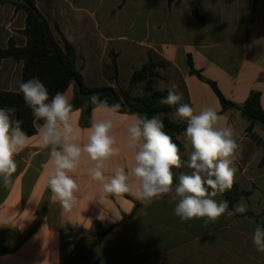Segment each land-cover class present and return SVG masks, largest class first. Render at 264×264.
I'll list each match as a JSON object with an SVG mask.
<instances>
[{
  "label": "crops",
  "instance_id": "obj_1",
  "mask_svg": "<svg viewBox=\"0 0 264 264\" xmlns=\"http://www.w3.org/2000/svg\"><path fill=\"white\" fill-rule=\"evenodd\" d=\"M16 0L0 3V49L25 48L26 11ZM49 25L54 40L70 50L74 65L89 87L125 90L134 72L150 58L162 63L156 76L139 82L133 96L167 90L176 84L183 103L196 112L214 108L221 123L234 129L240 145L234 184L242 195L245 213L222 216L204 226L202 220L180 222L168 197L143 205L123 225L107 231L131 215L135 188L120 195L101 196L102 185L87 174L85 154L74 174L79 190L77 205L65 211L48 187V149L37 134L19 153L12 183L0 181V264H264V254L252 244L257 225L264 227V130L247 131L242 106L260 95L264 111V0H33ZM192 3L193 7L190 6ZM203 17L200 23L193 15ZM115 55L118 80L129 69L124 84L111 80V56ZM189 59L202 78L190 72ZM24 61H0V91L16 92L23 81ZM208 81L214 82L236 108L224 110ZM74 84L65 94L73 103ZM118 88V89H119ZM108 114L95 107L90 115L74 109L73 123L87 141L93 121ZM136 114L114 118L112 134L121 148L105 163V175L114 169H130L134 153L127 148V127ZM167 117L185 126L184 121ZM39 123V122H38ZM183 132L178 140L185 145ZM180 151L182 160L188 151ZM176 176L190 171L173 169ZM217 199H225L218 196Z\"/></svg>",
  "mask_w": 264,
  "mask_h": 264
},
{
  "label": "clouds",
  "instance_id": "obj_2",
  "mask_svg": "<svg viewBox=\"0 0 264 264\" xmlns=\"http://www.w3.org/2000/svg\"><path fill=\"white\" fill-rule=\"evenodd\" d=\"M17 83L16 91L31 112L41 146L48 149L49 159L43 165L50 168L48 187L65 211L78 203L79 186L74 174L85 154L90 161L87 174L102 185L101 196H118L133 187L136 198L145 205L167 196L180 222L202 220L204 226L224 215L231 217L247 211L243 201L230 209L226 199H217L232 189L237 172L235 160L240 145L234 129L221 123L214 108L196 112L190 104L183 103L176 84L168 86L167 95L159 103L174 108L173 118L186 123L183 136L184 147L190 149L187 159L182 160L180 147L164 130L159 116L137 114L127 127V148L134 153L132 165L127 170L115 168L109 177L104 172L105 163L121 152L112 130L114 118L122 114V105L93 94L91 103L108 115L91 123L87 141L81 143L80 129L73 123V104L64 92L50 94L38 77ZM16 111L15 107L0 108V181L4 187L12 183L17 171L15 157L30 140L22 127L24 121L15 117ZM184 167L190 171L176 176L173 169ZM251 240L257 252L264 254V227L257 225Z\"/></svg>",
  "mask_w": 264,
  "mask_h": 264
},
{
  "label": "trees",
  "instance_id": "obj_3",
  "mask_svg": "<svg viewBox=\"0 0 264 264\" xmlns=\"http://www.w3.org/2000/svg\"><path fill=\"white\" fill-rule=\"evenodd\" d=\"M5 0H0V3ZM19 9L27 12V29L29 36L28 44L25 48H14L10 46L6 50L0 49V61L4 58H14L24 61L23 81L32 77H38L49 89L50 94L57 91L66 92L71 84H74L73 109H82L87 115L97 107L91 103L93 94H98L100 99H107L109 103L119 102L122 105L121 113L141 114L151 118L157 115L163 121L164 130L172 137L173 141L184 150L182 143L178 140V135L186 127L172 122L167 115L172 114L174 108L161 105L159 99L167 95V90H156L142 96H133L132 90L141 81L156 76L155 69L162 63H155L150 58L145 66L133 73L129 84L125 90L113 87H89L85 84L81 74L74 65V58L70 50H63L54 40L49 25L37 9L33 0H16L14 1ZM194 17L203 23L204 19L194 10ZM110 68L118 74L116 57L111 56ZM190 72L201 75L193 68L192 61H188ZM214 92L220 99L224 110L236 108L232 102L228 101L218 90L214 82L208 81ZM15 107L17 109L15 117L24 121L22 127L28 136L36 134V127L30 110L25 106L21 94L16 92L0 91V108ZM242 116L248 121L247 131L254 130L257 126V120L264 123V111L260 106V95L253 93L241 108ZM242 195V192L233 185L230 191H226L223 196L229 202V208L232 209L234 203ZM144 204L136 203V208L131 215H123V219L101 234V238L109 233L113 228L123 225L131 219L137 210ZM237 215V214H236ZM1 250V249H0ZM2 251V250H1Z\"/></svg>",
  "mask_w": 264,
  "mask_h": 264
},
{
  "label": "rangeland",
  "instance_id": "obj_4",
  "mask_svg": "<svg viewBox=\"0 0 264 264\" xmlns=\"http://www.w3.org/2000/svg\"><path fill=\"white\" fill-rule=\"evenodd\" d=\"M128 70H129V69L126 68L125 71H124V73H122V74L120 75L119 80H118V74H115V72L111 69V74H112V78H111V80L114 81V82H118V81H119V83H120L121 85L124 84V82H125V80H126V77H127ZM118 88H119V85L117 86L116 89H118ZM119 89H120V88H119Z\"/></svg>",
  "mask_w": 264,
  "mask_h": 264
},
{
  "label": "water",
  "instance_id": "obj_5",
  "mask_svg": "<svg viewBox=\"0 0 264 264\" xmlns=\"http://www.w3.org/2000/svg\"><path fill=\"white\" fill-rule=\"evenodd\" d=\"M190 6L193 7L192 3H190ZM257 123H258L259 127H260L262 130H264V123L261 122V121H259V120H257Z\"/></svg>",
  "mask_w": 264,
  "mask_h": 264
}]
</instances>
